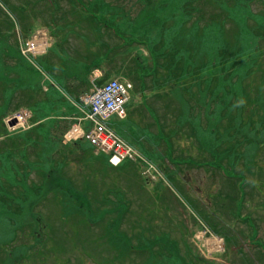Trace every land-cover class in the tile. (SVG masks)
Masks as SVG:
<instances>
[{
    "label": "rangeland",
    "instance_id": "rangeland-1",
    "mask_svg": "<svg viewBox=\"0 0 264 264\" xmlns=\"http://www.w3.org/2000/svg\"><path fill=\"white\" fill-rule=\"evenodd\" d=\"M31 1L26 10L21 11L16 6V0H0V64L4 60V66H7L4 71L9 70L7 73L10 77L25 74L39 82L37 73L18 54V40L25 36L23 28L33 31L46 26L45 14L33 7ZM85 1L90 4L89 0ZM132 2L134 0H111L109 4L123 6L126 13L125 8H129ZM244 2L239 15L264 22V0ZM68 6L64 8L70 9ZM135 6L133 14L139 9L138 5ZM109 18H115V15ZM80 20L81 38H72L70 35L72 39L69 48L74 49V52L68 53L69 57L74 59L78 54L90 61L101 56L103 51L111 53L100 45L104 46L112 40L110 45L115 46L118 41L113 40L104 28L99 29L84 18ZM66 21L69 27H75L74 19L67 18ZM116 21L120 25L123 23L122 19ZM59 35L64 40L63 35ZM7 52L11 60L5 56ZM54 55L58 56L59 52L54 50ZM108 58L114 61L119 70L116 76L110 78L126 77L132 71L128 55L117 53ZM171 60L168 56L166 69L171 67ZM4 63L0 65L1 70ZM71 68L82 79H88L83 69ZM104 68L108 70L106 65ZM157 75L159 77L160 72ZM174 80L175 77H166L148 83L150 88L153 85L151 92L148 89L146 91L147 94L149 92L148 105H154L155 108H152L160 117L162 127L163 123L174 127L175 122H172L173 118L168 111H163L161 98L155 94H163L161 85ZM236 80V77L232 78V81ZM240 82L245 86L240 95L228 86H224L219 94L226 95L227 106L212 123L208 122L209 133L205 134V147L199 140H196L197 143L191 141L185 130H179L181 136H177L176 141L177 144L181 142V148L176 152L195 153L200 160L207 157L211 167L231 179L220 178L201 169L187 170L184 172L188 176L184 179L185 188L191 194H186L168 178L167 183L147 182L140 175L138 164L125 162L121 167H112L104 154L95 155L93 148L82 142V151L76 149L77 157L72 162L75 180L79 187L84 185L85 188L80 190L85 189L87 193L80 199L82 206H79V212H71L70 206L61 201L48 202V207H36L33 212L40 211L42 217L35 221L40 230L33 222L23 225L12 223L9 227L8 221L0 219V250L3 254V262L0 259V264H264V257L250 251L256 247L264 254V58ZM210 83L207 94L209 101L219 79L216 77ZM169 88L168 85L165 87ZM130 95L126 106L134 112L132 119H127L130 124L116 117H112L110 122L127 134L131 142L140 148L141 143H144L156 156L162 148L154 147L140 135L137 141L135 133L130 129L134 122L142 127L146 125L141 123L149 122L142 114L143 97L135 95L133 90ZM189 113L193 119L197 113L194 121L206 127L207 119H202L201 108L199 112L196 109ZM164 114L166 122L163 120ZM205 115L209 116L207 111ZM146 128L151 131L148 126ZM167 135L170 140L171 137L176 138L172 129ZM213 155H225L229 163L215 162ZM232 166L236 169H232ZM31 177L38 180L36 174ZM59 187L66 196V189ZM195 218L206 221L213 232L225 239V252L212 246L210 254L204 253L202 249L205 243L200 242L204 237L202 225H198ZM237 221H243L245 227L255 225V228L245 229ZM20 227L27 231L24 235L16 233ZM32 231H35L36 238L30 235ZM197 233L199 240L196 243L192 239ZM23 241H26L25 245ZM215 255L216 259H213ZM208 256L211 258L208 259Z\"/></svg>",
    "mask_w": 264,
    "mask_h": 264
},
{
    "label": "trees",
    "instance_id": "trees-1",
    "mask_svg": "<svg viewBox=\"0 0 264 264\" xmlns=\"http://www.w3.org/2000/svg\"><path fill=\"white\" fill-rule=\"evenodd\" d=\"M244 1L192 0L190 4L188 0L185 14L192 20L194 26L197 24V32L193 33L195 37L191 42L193 46L180 45L174 48L176 43L181 42V34L176 32L174 35L170 33L165 35L167 42L172 41L173 49L167 43L164 49V37L160 40L156 35L154 39L150 34L149 26L145 24L150 21L149 19L141 24L146 26L145 32L139 34L143 41L142 45L148 47L152 58H158L173 50L174 54L168 55L169 60L172 59L169 63L171 70L168 68L169 73L173 72L172 76L186 72L196 73L199 75L197 79L199 84H204L207 88L210 86V80L215 76L219 79L220 88L228 86L240 95L245 90V86L243 87L240 82L241 78L249 74V71H253L257 62L264 58V22L239 15L244 8ZM106 3L102 4V13L113 17L115 13L108 9L110 6ZM109 17L102 21L103 26L111 28L118 22L116 20L119 19V14L115 18ZM165 23L178 26L175 18L168 17ZM159 24L163 26L162 21ZM123 29L121 33L115 32L116 36L122 38L124 44L131 43L138 33L134 34L133 26L131 32H127L126 18ZM185 65L187 69L183 68ZM233 77L237 80L232 81ZM3 88L4 94L11 90V85L6 84ZM22 99L33 109V122L37 124L35 123L26 132L0 140V204L10 205L11 210L14 206L33 205L36 197L39 202L41 201L40 203H43L49 194L60 195L65 200L63 192L55 190L51 192L53 189L49 187L56 177L60 178L61 187L65 189L69 183L70 188L67 189L71 196L72 190L75 191V173L72 166L63 159L62 154H58L60 137L67 126L61 128V125L68 122L65 117L71 115L73 108L55 93L41 95L31 90L30 93H24ZM10 102L9 97L7 107L0 116L7 113ZM0 134V136L5 134L2 127ZM67 152L74 155L71 146ZM32 173L43 177L41 180L32 181L30 180ZM9 182L10 185H17L15 186L17 190L7 188L6 184ZM69 194L66 193V201L71 199Z\"/></svg>",
    "mask_w": 264,
    "mask_h": 264
},
{
    "label": "crops",
    "instance_id": "crops-1",
    "mask_svg": "<svg viewBox=\"0 0 264 264\" xmlns=\"http://www.w3.org/2000/svg\"><path fill=\"white\" fill-rule=\"evenodd\" d=\"M56 5L55 6H48V9H52L55 18H57V21L53 22V29L54 32L56 33L57 37L56 40L58 42L56 48L54 49L55 51L59 52V55H52L49 57V63H50V67L54 70L55 75L57 76V78L59 79V81L64 84L67 85L69 87V89H71L72 91L76 92L77 95L81 94L83 91H85L88 86H89V79H85L83 77V79L79 76V77H74L73 74H69L68 72H66L64 69L67 68V70L74 72L75 69L71 68L73 65V63H71L70 66L67 67V65L65 63H63V59L60 58L61 55L63 54H67L68 52V41H71V36L69 34H71L72 36L74 35L73 38H78L80 35L79 33L81 32L79 27H81V20L80 18H87V13H86V9L85 8H92V4H101L102 0H89L90 4H88L85 0H72V1H68L67 3L65 2V0H58L56 1ZM63 2H65V4H63ZM67 4H69L68 7L69 8H64V6H67ZM82 6V7H81ZM95 14L100 15V12H95ZM67 18H71L75 20V27H69L66 19ZM63 35V39H61V36L59 35V33ZM62 40V41H61ZM96 65H94L95 67ZM117 65L114 64V61H111V67H109L111 69L110 73L108 74V76L112 77V76H116L118 74V69L116 67ZM90 67H92V65H90ZM94 69V68H93ZM96 69H100L102 70L105 74H107L106 69L104 68V66L100 65L97 66ZM83 70L87 73V69H86V65L83 66ZM87 75V74H86ZM72 84H77V86H75L73 88V86H70ZM163 111L165 112V109L163 108ZM132 113H134L132 111V108L129 110L128 109V114H130V117H133ZM137 117V116H136ZM135 117V118H136ZM145 118L148 119V117L145 116ZM167 117H164L163 120L166 122ZM162 119V118H161ZM144 120V119H143ZM149 120V119H148ZM162 120V122H164ZM178 120L180 121V125L178 126L177 130H183V129H187V122H184V117L183 116H179ZM141 124H145L146 126H148L149 128L152 127V123L150 122H143ZM152 145V143H151ZM177 171V169H175ZM181 177V175H179L178 173H175V178L179 179Z\"/></svg>",
    "mask_w": 264,
    "mask_h": 264
},
{
    "label": "bare ground",
    "instance_id": "bare-ground-1",
    "mask_svg": "<svg viewBox=\"0 0 264 264\" xmlns=\"http://www.w3.org/2000/svg\"><path fill=\"white\" fill-rule=\"evenodd\" d=\"M94 70L93 72L90 70L88 73L89 80L90 82L92 81V84L90 85L91 87L103 92L106 89L109 90L113 86V81L110 76L105 74L102 70L100 69H92ZM109 72V71H108Z\"/></svg>",
    "mask_w": 264,
    "mask_h": 264
},
{
    "label": "built area",
    "instance_id": "built-area-1",
    "mask_svg": "<svg viewBox=\"0 0 264 264\" xmlns=\"http://www.w3.org/2000/svg\"><path fill=\"white\" fill-rule=\"evenodd\" d=\"M117 88L116 84L113 83V86L109 90L103 91L104 98L101 99V102L98 103L97 108H95V113L103 114L106 109L104 107H108L109 109L114 108V101L117 100V97H115V93ZM103 101H104V106H103Z\"/></svg>",
    "mask_w": 264,
    "mask_h": 264
}]
</instances>
